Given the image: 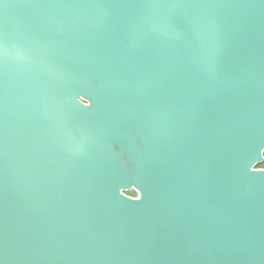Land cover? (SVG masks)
Here are the masks:
<instances>
[{
  "label": "water",
  "instance_id": "water-1",
  "mask_svg": "<svg viewBox=\"0 0 264 264\" xmlns=\"http://www.w3.org/2000/svg\"><path fill=\"white\" fill-rule=\"evenodd\" d=\"M263 162L264 0H0V264H264Z\"/></svg>",
  "mask_w": 264,
  "mask_h": 264
},
{
  "label": "rangeland",
  "instance_id": "rangeland-1",
  "mask_svg": "<svg viewBox=\"0 0 264 264\" xmlns=\"http://www.w3.org/2000/svg\"><path fill=\"white\" fill-rule=\"evenodd\" d=\"M257 167H258V165H257ZM261 168H264V167H261ZM126 193L129 195H132V196H138V194L135 191H127Z\"/></svg>",
  "mask_w": 264,
  "mask_h": 264
},
{
  "label": "trees",
  "instance_id": "trees-1",
  "mask_svg": "<svg viewBox=\"0 0 264 264\" xmlns=\"http://www.w3.org/2000/svg\"><path fill=\"white\" fill-rule=\"evenodd\" d=\"M258 167H264V162L261 164H258Z\"/></svg>",
  "mask_w": 264,
  "mask_h": 264
}]
</instances>
